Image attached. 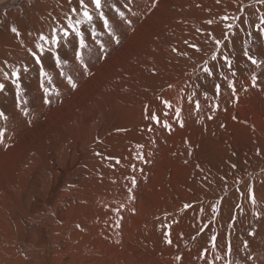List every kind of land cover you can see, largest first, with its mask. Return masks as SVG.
I'll list each match as a JSON object with an SVG mask.
<instances>
[{"label": "bare ground", "instance_id": "bare-ground-1", "mask_svg": "<svg viewBox=\"0 0 264 264\" xmlns=\"http://www.w3.org/2000/svg\"><path fill=\"white\" fill-rule=\"evenodd\" d=\"M106 3L116 4L125 12L121 21L114 9H104L109 17L116 18L113 28L120 42L117 44L107 35H101L97 37L105 42V49L101 50L92 39L90 28L85 25L89 49L84 51L86 55L89 51L92 57V74L80 80L73 79L79 83L78 88L66 92L64 89L68 87L75 88L67 81L61 82L63 78L58 72L61 70L55 66L54 56L46 53L43 62L52 82L44 81L43 87L49 89L45 94L39 66L27 49L35 51L34 45L41 33L50 35L57 22L65 23L70 9L78 7V0H71V3L69 0H0V83L5 84V89L0 92V112L7 116L6 120L0 118V133H3L0 137V178L7 171L10 157H17L20 153L18 158L32 157L35 164L30 165L31 169H28L30 166L17 165L12 171L19 175V171L26 170L28 177L23 176L24 184L33 191L36 192L41 175L55 174V187L49 203H53L54 193L61 195L63 188L64 194L74 193L65 187L71 181L81 186L78 192L88 184L91 200L83 205V209L91 217L101 214L98 212L100 207L93 203L95 198L103 203L106 200L113 203L114 209L110 210L117 211L119 226L120 223L124 227L130 224L140 229L134 219L138 221V217L143 216V221L152 229L155 264H264V65H252L244 55L247 51L264 60V33L257 30L264 4L257 0H106ZM225 16L236 20L247 17L244 33L229 29L228 21L223 19ZM95 24L97 31L106 33L102 22L96 21ZM12 27L18 28L21 35L14 34ZM216 40L221 41L220 46ZM74 47H78V41L62 42L58 49L67 65L76 63ZM167 48L175 51V55L170 53V59L165 54ZM213 55H217V60L211 59ZM225 56L232 61L231 68L225 62ZM25 65L29 69L27 72L23 71ZM205 66L212 68L211 76L203 71ZM16 68L21 70L19 97L16 85L12 83L15 77L11 76ZM5 72L9 74L8 78H5ZM253 75L257 77L255 87L252 86ZM229 81L235 82L234 94L228 87ZM216 84L221 85L220 93L215 91ZM98 95L105 102L96 98ZM164 100L171 103V109L164 106ZM197 101L199 109L196 108ZM161 107L162 111L159 110ZM177 108L181 109L179 118L175 114ZM146 109L171 127L147 119ZM100 115L103 121H100ZM90 121L98 123L93 145L90 144L92 154L86 157L77 151L69 156L70 166L61 167L65 164H59L66 159L55 155L57 135L67 142L81 125H88ZM63 129L67 132L63 133ZM79 136L83 138L80 131ZM79 163L89 168L79 167L77 177L72 180L70 172ZM9 177L0 180V207L4 201L1 192L10 195L9 188L19 181L16 179L18 181L9 184ZM133 185L137 188L135 192L129 191ZM146 187H153L155 191H151L153 194L149 200L142 201V191ZM249 189L255 192V206L248 198ZM89 194L86 193L80 202H86ZM130 196L128 206L123 203V208H118L117 201ZM64 205L67 206L66 202ZM185 205L189 207L185 208ZM17 218L12 224L18 229L35 231L38 228ZM113 220L115 222V218ZM4 233H1L3 237ZM214 235L217 236L215 248L211 241ZM169 237L171 244L167 243ZM228 241L232 245L231 256L226 250ZM245 241L247 248L244 247Z\"/></svg>", "mask_w": 264, "mask_h": 264}, {"label": "rangeland", "instance_id": "rangeland-1", "mask_svg": "<svg viewBox=\"0 0 264 264\" xmlns=\"http://www.w3.org/2000/svg\"><path fill=\"white\" fill-rule=\"evenodd\" d=\"M227 21H228V24L234 23L236 25V26L233 25L234 26L233 27V32H235L236 30H241L244 33V31H245L244 24H247V17H244V19L242 17H240L237 20L234 19V18H230ZM240 24H242V25H240ZM167 49H168V52H165V54H166V57L168 59H170V58H172L171 57L172 55H175V53H174L175 51L172 50L173 48H170V49L167 48ZM85 53H87V52L84 51V60H85V63L87 64L88 70L87 69H84V67L79 64V61H76V60L75 61H76L77 64L76 63L75 64L70 63L69 65H67V63H66L65 66H64V68H63L64 75H61L62 78H63V80L61 79V82H65L66 83V81H67L66 76H68L69 74L72 76L73 79L76 78L75 80H77V79L80 80L81 78L88 77L89 75L92 74L91 65L94 64V63L92 61V57H91L89 51H88V54L87 55ZM66 68H67V71H66ZM64 69H65V71H64ZM71 69L73 71L75 69L74 72H77V73H74ZM54 72L56 74V70ZM58 72H60V71H58ZM55 74L53 73V76ZM76 84H77V87L75 89H70V87H68L67 89H64V90L66 92L74 91V90H76L78 88L79 83H76ZM70 95H71V93H70ZM68 98L69 97H67L66 99H68ZM96 98H99L100 100L103 99L102 101L105 102L104 98H101L99 95L96 96ZM95 106H96V109H99L98 105H95ZM159 110L162 111L163 108L161 107V109H159ZM76 111L78 113H80V110L78 108H77ZM97 116H98V113H97ZM29 118L31 119V117H29ZM100 121H103V116L102 115H100ZM79 123H81V122H79ZM96 124H98V123H96L95 121H90V123L88 125H81V127L79 128V131L81 132L83 138L82 137L80 138L79 131L78 130H77V132L73 133L71 140L68 139L67 142H64L65 140L61 139L60 136L57 135L56 144H55L56 149H54L55 155L58 156V158H61L62 160H63V158L66 159L65 161L63 160L62 163H60L62 160L59 161V163H60L59 165L65 164V165H63L61 167H63V168L64 167H66V168L69 167L70 166V158H71L69 156L77 153V151L81 152L86 157L87 156H90L92 154V148H91L92 147L91 145H93L92 140L94 139V134L98 130V127H97ZM89 127H91V128H89ZM73 128L76 130V127L73 126ZM161 128L164 130V128L162 127V125H161ZM62 132L63 133H66L67 131H66V129H63ZM161 132L162 131H160V133ZM86 135H87V137H86ZM27 138L30 140V137L29 136ZM77 138H79V139L77 140ZM84 144H87V145H84ZM81 145H83V146H81ZM81 149H83V150H81ZM85 151H88V152H85ZM19 155H20V153H19ZM19 155L17 154L16 155L17 157H15V156H11L10 157L11 159L8 160L7 171L5 172V174H2L3 176H1V178H0V180H1L4 177H9V175L12 174V176H11L12 179L9 177L10 178L9 184H11V181H15L16 182V181H18L16 179H19V181L14 184V187L12 186V188L11 187L9 188V189H11L10 190V192H11L10 195L3 194V191L1 192L2 193L1 195H3L4 197L6 196L7 199L3 197V199H4V201H3V199L1 198V200L3 202H2L1 207H0V219H1L0 223L2 224V220H3V224L6 222L8 225H5L6 223L4 225L2 224L5 228H3V226L0 225L1 226V228H0V249H1L0 250V254L2 253L1 254L2 256H0V259L2 261L0 260V263L2 262V264H17V263L18 264H23V263L24 264H80V263L81 264H117V263L118 264H132L133 261H134V263H137L138 262V264L139 263L140 264H155L156 263L157 260H155V259L153 260V258H152V255H153V252H154V242H153V236H152V234L150 232L151 227L149 225H147V222H144L143 221V216L142 217L139 216L138 217V221L136 219H134L135 223H137V226H139L140 229H135L134 226H132L130 224H128V226L124 227V225L122 226L121 223H120V226H119L118 225L119 221H118V219H116L117 217H119L118 213H116L117 211L114 210L115 211L114 212L113 210H110V209H114L113 208L114 207L113 203L111 201H109V200H106L107 202L105 201L103 203L102 201H97L96 200L97 198H95L93 203L96 202L95 204H97V206L100 207V208L97 207V210L99 208L98 212L101 213V214L103 213V214L102 215L100 214V215L92 216L93 217L92 218L91 215H88V213L83 209V207L86 204H88L90 202V200H91L90 199V194L88 192V190H89L88 189V184H86L87 187L84 190L78 192L77 190L80 189L81 186L75 185L74 182H72V181H71V183L67 184L65 187H69L71 189V191H73L74 193H70L68 195L67 194H64L65 189L63 188L62 191H60V194L61 195L58 194L56 196L55 193H54L53 195L55 196V199L51 200V201H53V203H49L48 201H50L51 195L53 193L52 192L53 191V188L55 187V183H54L55 174L54 173L53 174L48 173L47 174L48 177L46 176V174H45V176L44 175L43 176L41 175L40 177L38 176L39 177L38 180L40 179L39 180V186L36 189V192L33 191L32 189L29 188L30 186H26L24 184L25 180H24V177L23 176H27V175H25L27 173L26 170L25 171L24 170L19 171V175H16L15 173H13L12 170H14V168L17 165H21V166L24 165L23 166L24 168H28L30 165L32 166V165L35 164V160L33 161L32 157L24 158L23 160H21L20 159L21 157L18 158ZM65 156H67V158ZM67 159L69 160V162H68ZM30 160H31V162H30ZM16 161L18 163H16ZM51 161L54 162L53 160H51ZM51 161H50V163L53 164ZM78 165L75 166L73 168V170L70 172V175H71L70 177H71L72 180H74L77 177V173L76 172L78 171L79 167H83L84 166L85 167V170H87L89 168L87 165H85L83 163H79ZM31 166L28 169H31ZM11 167H12V169H11ZM33 175H35L34 172H33V174H31V176L33 177ZM49 175H50V177H49ZM18 176H19V178H18ZM53 176H54V178H53ZM21 177H22V179H20ZM13 179H15V180H13ZM25 179H26V177H25ZM21 180H24V181L22 182ZM49 183H50V185H49ZM17 185L20 186V187H18ZM23 185H24V187H26L25 190H22V188H24ZM42 185H43V187H42ZM13 188H14V190H12ZM17 189L19 190V192L22 191V193H19ZM130 189L132 190V192H135L137 190V188L134 185ZM149 189H151V190H149ZM15 191H17L18 194ZM23 191H24L25 195H24ZM30 191L31 192H34V195H32ZM143 191H146V192H143ZM143 191H142V195H141V200L142 201H144V200L146 201V200H149L150 199L149 197L153 194V193H151V191L153 192V191H155V189H153V187H149V188L146 187L145 189H143ZM86 193L89 194L88 195L89 198H86V202H84V203L83 202H80L86 196ZM144 194H146V195H144ZM143 195H144L145 198L143 197ZM8 196H10V197H8ZM14 197L15 198L17 197V199L20 197L21 201H20V199L17 200ZM26 197L29 198V199H27ZM30 197H32V198H30ZM10 198L12 199L11 201H9ZM41 199H42V202H41ZM126 199L127 200L129 199V200L127 201ZM126 199H124L122 201H121V199L120 200L115 199L116 201L118 200L117 201L118 208H123V206H122L123 203L125 205L127 204L126 207L128 206V204L130 202V199H131V196H130V198L128 197ZM24 200H25V203H24ZM12 202H15V203H12ZM65 202H66L67 206L68 205H70V206H68V207L65 206L64 205ZM102 204H103V206H102ZM6 205H7V207H6ZM15 206H16V210H14L15 209ZM35 206H37V207L39 206V207L36 208V209H34ZM62 206H64V207H62ZM12 207H13V210H12ZM74 207H75V209H74ZM2 208H3V210H2ZM42 209H43V211H41ZM80 209H81V212H80ZM22 210H23V212H22ZM107 210H109V211L107 212ZM4 211H6L7 213L4 212ZM83 211H85V212H83ZM60 212H62V213H60ZM20 213H21V215H20ZM43 213H45V214H43ZM106 213H107V215H106ZM113 213H114L115 216L113 215ZM10 214H12L13 217H11ZM30 215H32V216H30ZM112 215H113V217H112ZM5 216L8 218V220L10 219L9 221H11V223L7 220V218ZM9 216L11 218H9ZM16 216H19L20 218L19 217L17 218ZM100 216H102V217H100ZM21 217H23V218H21ZM110 217H112L113 219L115 218V222ZM4 218H6V219H4ZM16 218H17V220L22 219L23 221H26V222H28L30 224L32 223L34 225H37L38 228L35 231H30V230L28 231V229L26 230V229H22V228H19L20 229L19 230L18 227L16 226V224L13 225L16 222ZM13 219H14V221H13ZM30 219L33 220V221H31ZM102 220L105 221L106 223H104ZM110 220H111V222L113 220V222L111 223ZM90 221H92V222H90ZM94 221L97 222V223L94 224L95 223ZM12 222H13V224H12ZM47 222H49V223H47ZM88 222H90V224ZM108 222H109V224H108ZM113 223H117L116 224L117 226L115 224L113 225ZM55 225H57V226H55ZM9 226L10 227L13 226L12 229H10ZM102 228H104V231H103ZM111 228L112 229L114 228L115 230L114 229L111 230ZM5 229H7V230L5 231ZM107 229H108V231H107ZM124 229H126V230H124ZM89 230H91V232ZM19 231H21V232H19ZM99 231H100V236H99ZM115 231H118V233H116L117 235L115 234ZM58 232L59 233L61 232L60 233V236H59V233ZM141 232H142V234H141ZM1 233L2 234L4 233V237H3V235ZM62 233H63V235H62ZM92 233H93V237H91L92 236ZM95 234L98 237H96ZM102 234H105V235H102ZM89 235H90V237H89ZM80 236H82V237L80 238ZM105 237L107 238V240H106ZM112 237H114V238H112ZM118 238H120V239H118ZM38 239H39V241H38ZM82 239H84L85 241L82 240ZM101 239L104 240V241L106 240L107 242L105 241V243H104V241H102ZM112 239H113V241H112ZM8 241L11 242V243H9ZM21 241H23V242H21ZM3 242H5V243H3ZM87 242L89 244H91V245H89ZM121 242L124 244L123 246H122ZM65 243H66V245H65ZM78 244H79V246H78ZM126 244H127V246H126ZM75 245H76V247H75ZM66 246H68V247H66ZM1 247H5V249L4 248L2 249ZM107 247H109V248H107ZM78 248H80V249H78ZM125 249H127V250H125ZM69 250H71L72 253ZM7 251H8V254H6ZM66 251H67V253H66ZM79 251L81 253L78 254ZM126 251H127V253L129 252L128 253L129 255H127V253H125ZM151 251H152V253H151ZM9 252L10 253L12 252L11 255H9L10 254ZM131 253H133V254H131ZM139 253H141V255ZM14 254H16V255H14ZM13 255H14V258H13ZM58 255H60V256H58ZM77 256H78V258H77ZM9 257H11V258H9ZM71 257H73V258H71ZM135 258H138V259H135ZM14 259H15V262H14ZM118 259H119V261H118ZM145 259H146V261H145ZM7 260H8V262H7ZM139 260H140V262H139ZM20 261H21V263H20ZM135 261H137V262H135Z\"/></svg>", "mask_w": 264, "mask_h": 264}, {"label": "snow or ice", "instance_id": "snow-or-ice-1", "mask_svg": "<svg viewBox=\"0 0 264 264\" xmlns=\"http://www.w3.org/2000/svg\"><path fill=\"white\" fill-rule=\"evenodd\" d=\"M258 3L264 4V0H257ZM69 3H71V0H69ZM105 7H109L114 9L115 13L118 15L119 20H124L125 18V12L121 10V7H118L116 4L108 5L106 3V0H78V7H72L70 9V14L66 15L65 17V23H59L57 22V25L51 30L50 35H44L40 34L34 47L35 51H33L31 48L27 49V51L30 52L31 56L33 57L34 63L39 66V74L41 78V87H43L44 81H47L48 83L52 82V76L48 71L45 70V64L43 62L45 54H49L54 56L55 66L59 68L61 71L59 74L64 75L63 72V66L67 63V60H62L61 54L58 52V49L62 47V42L66 43H74L75 41H78V47H74V60L79 61V64L83 66L85 69H87V64L84 60V50L89 49V44L86 40L85 30L84 26L87 25L90 28L91 31V37L95 41L96 44L99 45L101 50L105 49V42H102L97 39V37L101 35H107L110 39H114L115 43H119V36L115 34V30L113 28V23H116L115 17H109L104 9ZM225 21L229 20L230 18L228 16L223 17ZM96 21L102 22V29L107 30L106 33L103 31H97L96 28ZM130 23V21H127ZM207 23H212V21H208ZM261 25H264V13L260 14V25H257L258 32L264 33V27H261ZM227 27L229 29H232L234 26L232 24H228ZM11 31L16 34L17 36H20L21 33L16 27H12ZM71 38V39H70ZM228 37H225L227 39ZM216 44L218 46L221 45L220 40H216ZM244 55L247 57V59L251 62L252 65H256L257 67L264 65V60L257 59L255 56L249 54V52L245 51ZM217 55H213L211 59L213 61L217 60ZM225 62L227 63L228 67H232V61L228 59L227 56L224 57ZM215 67V65H213ZM29 69L25 65L23 67V71L27 72ZM203 71L207 73L209 76H211L212 68H209L207 66L204 67ZM5 78H8V73H4ZM223 75V73H221ZM235 75V73H233ZM12 77H15V79L12 80V83L16 85L17 89V96L19 97L21 95V85H20V79H21V70L20 68H16L11 73ZM68 84L72 88H76L77 84L74 82L71 75L66 76ZM225 80H228L227 76H224ZM257 82V77L253 75L252 77V86L255 87ZM216 93H220L221 91V85L216 84L214 85ZM228 87L232 90L233 94L236 92L235 88V82L229 81ZM5 89V84L0 83V92H2ZM43 91L45 94L49 92V89L47 87H43ZM46 103H50L49 100H45ZM163 104L166 108L171 109L172 105L169 101L164 100ZM200 104L197 101L196 102V108L199 109ZM219 107V105H217ZM181 109L177 108L175 110V114L177 118L180 116ZM146 118L150 119L151 121H154L157 124L163 123L164 127L170 128L171 125L167 123V121H161L160 118L155 113H148L147 109L145 110ZM25 115H27V112H25ZM166 115V113H165ZM0 118L7 119V116L0 112ZM235 119V117H233ZM183 126L181 122V127ZM3 136V133H0V137ZM139 147V146H138ZM235 167V165H233ZM132 182L135 183V178H132ZM131 191V189H129ZM248 198L251 201V204L253 206L256 205L257 201L255 198V192L253 189H249V196ZM189 207V205H185V208ZM213 211L215 212L216 209L214 208ZM260 214L257 213V216ZM251 235H255V233H251ZM212 241V247H217V236L211 237ZM167 243L171 244L172 240L171 238H167ZM244 247L247 248L248 244L247 241L244 242ZM226 250L229 256L232 255V245L231 242L228 241L226 244ZM205 255L207 253V249L204 250ZM231 264V262H229Z\"/></svg>", "mask_w": 264, "mask_h": 264}]
</instances>
